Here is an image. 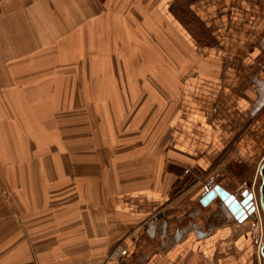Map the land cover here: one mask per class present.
<instances>
[{
    "label": "crops",
    "instance_id": "0c3cea01",
    "mask_svg": "<svg viewBox=\"0 0 264 264\" xmlns=\"http://www.w3.org/2000/svg\"><path fill=\"white\" fill-rule=\"evenodd\" d=\"M263 33L264 0H0V264H260L199 200L264 158Z\"/></svg>",
    "mask_w": 264,
    "mask_h": 264
},
{
    "label": "water",
    "instance_id": "95a60500",
    "mask_svg": "<svg viewBox=\"0 0 264 264\" xmlns=\"http://www.w3.org/2000/svg\"><path fill=\"white\" fill-rule=\"evenodd\" d=\"M263 167L264 163L257 169V173L261 177L257 188H255L257 180L251 178L240 181L233 179L217 181L211 186L203 187L199 200L200 205L204 208L218 207L238 225H242L246 221L249 225L255 224L256 214L259 210L264 213V176L261 175ZM262 249L263 246L259 249L261 255Z\"/></svg>",
    "mask_w": 264,
    "mask_h": 264
},
{
    "label": "flooded vegetation",
    "instance_id": "af4514ba",
    "mask_svg": "<svg viewBox=\"0 0 264 264\" xmlns=\"http://www.w3.org/2000/svg\"><path fill=\"white\" fill-rule=\"evenodd\" d=\"M257 36L254 38V40L251 42V44L253 45H256V47L261 51V59L263 60V62H264V33H263V35H261V37L259 38V39H257ZM262 163H264V158L262 159V161L260 162V165H259V167L261 166V164ZM258 167V168H259ZM257 168V169H258ZM257 175L259 176V174L257 173ZM261 175H263L264 176V167L262 168V172H261ZM246 177H248V174L246 175ZM260 177V176H259ZM247 180V179H249V178H245L244 177V180ZM260 179H261V177H260ZM263 194H264V191H263ZM263 197H264V195H263ZM263 205H264V200H263ZM262 212V211H261ZM262 214H263V217H264V213L262 212ZM245 223H247V221L246 222H244V224ZM251 225V224H250ZM255 225L256 224H252V227H255ZM255 234H258V231H256V232H254ZM259 233H260V240H258L259 238L258 237H256V239L255 240H253V245L255 246V248H257V253H258V256H259V260H260V264H264V241H262V238H263V234H264V227H263V225L262 226H260V230H259ZM263 246V249H262V255H261V253L259 252V249L261 248Z\"/></svg>",
    "mask_w": 264,
    "mask_h": 264
},
{
    "label": "rangeland",
    "instance_id": "374dc122",
    "mask_svg": "<svg viewBox=\"0 0 264 264\" xmlns=\"http://www.w3.org/2000/svg\"><path fill=\"white\" fill-rule=\"evenodd\" d=\"M210 42L207 40L206 41V44L208 45ZM249 43V42H248ZM251 43V42H250ZM246 46V45H245ZM263 157V156H262ZM261 159L262 158H260V157H256V158H254V160H253V162H252V167H254V171H247L246 172V174L244 175V177L245 178H251V179H254L255 177H256V180H257V182H256V186H255V188H257L258 187V183H260V177L257 175V168L259 167V165H260V161H261ZM256 171V172H255ZM253 172H254V174H253ZM248 174V177H246V175ZM264 191V190H263ZM255 222V227H252V225H250L249 226V230H250V235H251V238L253 239V240H255L256 239V237H258L259 239L258 240H260V233H259V230H260V226H262L263 225V227H264V217H263V214H262V212H261V210H259V212H258V214H256V220L254 221ZM256 231H258V234H255L254 232H256ZM264 235V234H263ZM252 240V241H253ZM262 241H264V236H263V238H262ZM256 253H257V250H256ZM259 257V256H258Z\"/></svg>",
    "mask_w": 264,
    "mask_h": 264
},
{
    "label": "built area",
    "instance_id": "2783aa9c",
    "mask_svg": "<svg viewBox=\"0 0 264 264\" xmlns=\"http://www.w3.org/2000/svg\"><path fill=\"white\" fill-rule=\"evenodd\" d=\"M190 172L189 169H187L185 171V174H188ZM216 182V176H210V177H206V178H203V187H206V186H211L213 185L214 183ZM119 254H122L123 253V249H118L117 251Z\"/></svg>",
    "mask_w": 264,
    "mask_h": 264
}]
</instances>
